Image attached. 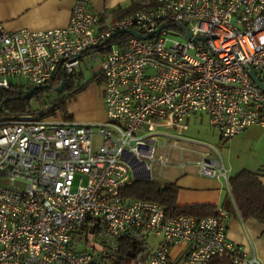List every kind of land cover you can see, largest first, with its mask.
<instances>
[{"label": "built area", "instance_id": "1", "mask_svg": "<svg viewBox=\"0 0 264 264\" xmlns=\"http://www.w3.org/2000/svg\"><path fill=\"white\" fill-rule=\"evenodd\" d=\"M154 1L116 22L75 0L63 27L0 24V89L48 84L59 70L83 73L90 59L107 117H41L35 104L0 113V264H263L229 239L223 207L169 216L159 202L122 195L135 180L193 167L223 181L233 199L230 168L217 147L185 134L187 119L204 115L227 139L264 130V91L249 73L264 82V0ZM122 29L154 36L110 44ZM130 241L139 251L123 252Z\"/></svg>", "mask_w": 264, "mask_h": 264}, {"label": "trees", "instance_id": "2", "mask_svg": "<svg viewBox=\"0 0 264 264\" xmlns=\"http://www.w3.org/2000/svg\"><path fill=\"white\" fill-rule=\"evenodd\" d=\"M154 0H132L130 5L126 7L118 6L111 11L113 17L111 22L121 20L129 14L136 12L143 6L155 5ZM105 18L101 17L103 21ZM129 32H117L110 38V44L119 42L120 40L130 37ZM110 47L97 48L101 54L109 52ZM64 77L59 70L54 79L48 83L50 88H40L36 90L30 98L25 96L26 87L12 86L9 89H0V113L5 111L12 114H24L34 111V104L37 105L38 115L41 117L62 111L63 116L67 119L69 114L67 111V100L73 95L82 92L89 82L94 81V78L87 80L83 73L66 75L65 88L62 92H56ZM57 87V88H54ZM51 105V106H50ZM232 186V196L227 194L223 201V206L229 211L237 208L240 215L245 218H253L264 224V183L260 179V174L246 169H242L238 174L231 177L229 180ZM179 186L175 182H163L159 180H135L130 185L122 189V195L125 199L131 200L134 198L153 200L165 206L167 215H193L196 217H204L216 215L218 208L210 204L185 205L178 204ZM123 252L139 251L136 242H123ZM133 255V253H132ZM131 258H126L122 264H128ZM121 264V263H120ZM207 264H228V261L223 258L214 257Z\"/></svg>", "mask_w": 264, "mask_h": 264}, {"label": "crops", "instance_id": "3", "mask_svg": "<svg viewBox=\"0 0 264 264\" xmlns=\"http://www.w3.org/2000/svg\"><path fill=\"white\" fill-rule=\"evenodd\" d=\"M89 1L92 11L105 18L103 20L104 23L112 21L113 15L111 11L113 9L118 6L126 7L132 2V0ZM74 4L75 0H0V24L4 25L9 31L23 28L43 30L63 27L70 21ZM98 84L101 85V83ZM86 90L87 88L76 94V97L84 94ZM75 103L76 98L74 96L67 100L66 107L69 114L67 119L74 117L72 105ZM106 118L102 87V112L99 117L92 121H104ZM174 171L176 175L173 180L163 182L177 183L179 186L177 199L179 205L210 204L217 208H225L223 201L226 197V192L228 195L229 193L223 181L199 175L193 167L189 168L186 174H182L178 170ZM260 179L264 183V179L262 177ZM226 210L229 211L228 209ZM229 214L227 218L229 239L240 244L249 253L255 250L259 260L264 264V224L253 218H243L236 207L229 211ZM177 250L175 248L174 252Z\"/></svg>", "mask_w": 264, "mask_h": 264}, {"label": "rangeland", "instance_id": "4", "mask_svg": "<svg viewBox=\"0 0 264 264\" xmlns=\"http://www.w3.org/2000/svg\"><path fill=\"white\" fill-rule=\"evenodd\" d=\"M90 64V59L82 62V71L84 78L90 80L91 74L87 66ZM17 79H13L15 82ZM87 90L84 94L77 96L76 103L72 105L74 117L73 120L81 122H92L100 116L102 112V86L93 81L86 86ZM36 109H37V105ZM51 106V105H50ZM52 115H59L64 118L62 111L58 110ZM189 130L185 134L199 140H205L213 144L220 151L227 167L230 168V176L233 177L242 169H246L255 173H259L264 179V130L260 126H252L244 132L230 138H223L219 131L211 128L204 115L196 114L187 119ZM192 147L190 143L185 144ZM198 150H203L202 145L195 146ZM176 172L174 170H166L162 173V177L156 174L154 179L160 181L173 180ZM227 196V192L225 194ZM92 249L91 247H86ZM129 264H134L129 261Z\"/></svg>", "mask_w": 264, "mask_h": 264}, {"label": "water", "instance_id": "5", "mask_svg": "<svg viewBox=\"0 0 264 264\" xmlns=\"http://www.w3.org/2000/svg\"><path fill=\"white\" fill-rule=\"evenodd\" d=\"M166 24H163V25H161V26H159L158 27V29L156 30L157 32L162 28V27H164ZM182 28H183V30L185 31V33H186V36H188V37H191L192 36V33H191V31L186 27V26H184V25H182L181 26ZM129 32V33H131L132 35H135V36H137V37H139V38H142V39H149V38H151V37H153L154 36V33H149V34H145L144 36H143V34H141V33H139V32H137V31H135V30H132V29H130V30H120V32ZM199 39V37H195V40H198ZM62 73H63V77H64V80H63V82L61 83V85L57 88V91L58 92H62L63 90H64V88H65V79H66V74H65V72H64V70H62ZM249 73H250V76H251V78L253 79V81L259 86V88H261L263 91H264V82H262L259 78H258V76H257V74H256V72H255V70L253 69V68H251L250 70H249ZM50 88L51 87V84H44V85H41V86H33V87H30L28 90H26V92H25V96H23V98H30L31 97V95L36 91V90H38V89H40V88ZM2 108V106H0V109ZM129 256H131V257H133L134 255H132V254H128Z\"/></svg>", "mask_w": 264, "mask_h": 264}, {"label": "flooded vegetation", "instance_id": "6", "mask_svg": "<svg viewBox=\"0 0 264 264\" xmlns=\"http://www.w3.org/2000/svg\"><path fill=\"white\" fill-rule=\"evenodd\" d=\"M54 88H57V87H54ZM55 91L58 92L57 89H55Z\"/></svg>", "mask_w": 264, "mask_h": 264}]
</instances>
